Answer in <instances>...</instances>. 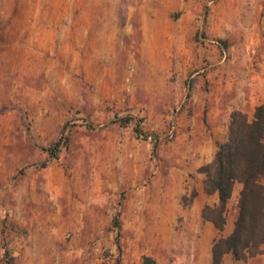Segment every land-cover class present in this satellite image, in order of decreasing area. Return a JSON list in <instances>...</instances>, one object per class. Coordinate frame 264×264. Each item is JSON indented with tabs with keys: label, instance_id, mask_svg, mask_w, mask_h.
<instances>
[{
	"label": "rangeland",
	"instance_id": "1",
	"mask_svg": "<svg viewBox=\"0 0 264 264\" xmlns=\"http://www.w3.org/2000/svg\"><path fill=\"white\" fill-rule=\"evenodd\" d=\"M262 83L264 0H0V264H211L200 169Z\"/></svg>",
	"mask_w": 264,
	"mask_h": 264
},
{
	"label": "trees",
	"instance_id": "2",
	"mask_svg": "<svg viewBox=\"0 0 264 264\" xmlns=\"http://www.w3.org/2000/svg\"><path fill=\"white\" fill-rule=\"evenodd\" d=\"M131 117H116L114 123H128ZM88 131L98 127L89 122L82 125ZM67 127H64L66 131ZM136 133H144L138 125ZM70 136L64 134L53 145L44 148L58 159L69 146ZM204 191L217 195L218 202L203 209V219L218 231L212 246L211 264H223L227 255L236 261H246L263 252L264 246V102L256 107L252 119L241 111H233L226 142L219 145L214 159L203 166ZM242 185L238 198V214L234 229L224 235L228 222V205L235 186ZM116 224H119L118 220ZM119 226V225H118Z\"/></svg>",
	"mask_w": 264,
	"mask_h": 264
},
{
	"label": "crops",
	"instance_id": "3",
	"mask_svg": "<svg viewBox=\"0 0 264 264\" xmlns=\"http://www.w3.org/2000/svg\"><path fill=\"white\" fill-rule=\"evenodd\" d=\"M264 84V83H262ZM251 99H252V107H251V111H247L245 110L244 107H240L239 109L244 111V112H254L256 107L259 106L260 104H262L264 102V85L263 87L259 90V92L257 93H253L252 96H251ZM233 231V228H230L229 227V234ZM228 234V235H229ZM214 242V241H213ZM213 245V244H212ZM212 253V252H211ZM228 256H231V255H227L226 257ZM225 257V258H226ZM232 257V256H231Z\"/></svg>",
	"mask_w": 264,
	"mask_h": 264
}]
</instances>
